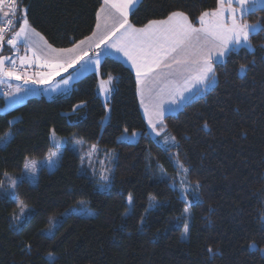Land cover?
<instances>
[{"label":"trees","instance_id":"trees-1","mask_svg":"<svg viewBox=\"0 0 264 264\" xmlns=\"http://www.w3.org/2000/svg\"><path fill=\"white\" fill-rule=\"evenodd\" d=\"M102 3L23 0L20 7L27 8L28 24L49 44L68 48L94 31ZM215 6L216 0H140L129 18L140 27L183 11L197 25L200 12ZM244 18L264 24V6ZM251 43L252 51L242 48L216 67L217 82L204 95L163 118L160 127L176 138L170 148L148 131L133 70L112 56L100 63L102 77L111 74L115 81L103 127L106 109L95 72L77 79L67 92L31 96L0 112V137L11 132L0 145V264H52L48 253L54 264H264L259 250L264 248V31L253 34ZM11 52L5 42L0 56ZM125 129L139 131V139L119 140ZM52 130L116 150L108 191L97 190L94 179L80 172V157L68 146L54 170L41 167L35 184L23 179L13 193L4 189L5 172L18 173L26 158L46 156ZM173 157L190 169V182L200 185L190 203L186 238L181 213L188 203L170 183L177 176ZM129 194L133 202L123 214ZM150 195L159 206L148 209ZM16 199L33 208L19 227L12 220ZM80 199L88 200L93 216L71 213L51 236L41 232L51 217ZM252 242L255 249L248 247Z\"/></svg>","mask_w":264,"mask_h":264},{"label":"snow or ice","instance_id":"snow-or-ice-1","mask_svg":"<svg viewBox=\"0 0 264 264\" xmlns=\"http://www.w3.org/2000/svg\"><path fill=\"white\" fill-rule=\"evenodd\" d=\"M21 4H23V0H0V12L7 20L9 30L11 26L19 24V30L13 32L10 37H6L5 27L0 26V50L3 49L6 42L19 56L18 46L23 43L25 51L31 52L32 55L19 56V66L16 59L10 56H0V83H6L10 79L23 80L25 84L31 81L35 84H47L49 87L45 89L46 91H57L60 85H69L75 76L92 70L99 72L101 56L120 53L131 64V68L135 72L137 92L145 107L149 126L157 136H160L163 131L157 129L159 124H163L164 112L171 110L167 105H176L178 102L189 99L193 94L198 95L206 92L217 82L216 67L224 64L225 58L233 52H238L242 48L252 51L251 36L259 31H264V24L260 22L251 24L244 19L247 14L256 11L257 6H264V0H216L214 8L201 11L195 18L199 26L185 12L172 11L166 18L148 20L142 27H136L129 18L137 0H104L102 8L97 11L96 31L93 33L95 39L85 38V40L91 41L88 50L81 47L85 41H79L72 48L66 49L53 48L45 41V50L40 52L32 39L33 35L39 36V33L29 27L27 8L20 7ZM3 5L8 6V11H3ZM109 9L111 11H108ZM106 12L107 15L102 17V14ZM17 13H22V16H17ZM9 17L16 18L9 19ZM102 18L105 21L103 28L101 27ZM108 21H111L110 27ZM90 51L93 53L92 55H89ZM9 61L10 63H6ZM33 64L42 66L48 71L35 73V78L30 77L27 72L23 74L18 72V67L23 68L25 65L31 67ZM75 65H79V68L74 76L60 81L54 79L61 71H67ZM240 71L241 73L245 72L246 66L241 64ZM112 80L113 77L109 74L107 80L100 81V90L106 96L110 92L108 86L111 85ZM8 87L12 88V85L9 84ZM15 91L21 92V87L17 85ZM26 91L32 90L27 89ZM145 92L152 100L151 114L149 106L144 104ZM5 95H11V93H5ZM153 117L156 118L155 122ZM207 126L205 123L204 127L207 128ZM127 132L128 130L125 129L118 139L130 140L137 136L135 131L131 133V136H127ZM52 135H55L54 131ZM6 139V135L0 137V140ZM171 141L175 144L176 138L171 137ZM164 143L166 145L169 143L167 137ZM92 148L95 150L96 145H93ZM56 155L57 152L50 151L49 162ZM88 155L90 158L91 153ZM177 163L186 179L190 169L178 158ZM24 168L33 176L35 175L34 161H26ZM106 171L110 172L111 169ZM4 175L8 176V173L5 172ZM176 175H180V172L178 171ZM96 183L102 190H107L110 187L109 175L105 174V171H101L100 179ZM173 183L175 186V181ZM15 185L16 180L10 178L9 186L15 187ZM0 186H2V182H0ZM199 186V181H196L194 186L184 182L179 185L181 194L185 196L190 191L198 194ZM149 201L150 205H160L155 196L150 195ZM132 202L133 196L129 194V205ZM17 206L21 213H24L27 208L20 200H17ZM190 209L191 205L188 204L181 213L184 217L181 235L185 237L190 233L191 225L188 220ZM76 210L89 215L92 212L85 206L83 200L77 202ZM127 211L123 214H127ZM24 218L23 216L14 217L17 221ZM261 219L264 220V216ZM143 221L144 217L141 216L140 223L142 224ZM48 231L51 233L52 228L49 227ZM248 247L255 249L257 246L255 242H252ZM259 250L264 254V248ZM207 251L210 254H215L211 247H208ZM48 256L54 264L53 253H48Z\"/></svg>","mask_w":264,"mask_h":264},{"label":"rangeland","instance_id":"rangeland-1","mask_svg":"<svg viewBox=\"0 0 264 264\" xmlns=\"http://www.w3.org/2000/svg\"><path fill=\"white\" fill-rule=\"evenodd\" d=\"M20 16H22V15H20ZM21 22H22V20H21ZM18 30H19V28L17 30H15V31H18ZM45 41L46 40L44 38V41H42V42H35L38 51L43 52L45 50V45H44ZM18 47H19V56H24V55L31 56L32 55L31 52H26L25 51V47H24L23 43H20ZM52 47L56 48L54 46H52ZM57 49H61V48H57ZM12 51H13L12 52V58L16 59V63L19 66V64H20L19 56L16 55L15 50L12 49ZM92 54L93 53H91L89 55H92ZM7 63H10V61L7 62ZM78 68H79V65H75V66H73V68L67 69V71H61L59 75L54 77V79L56 81H60L62 79H67L69 76H74L75 72H76V70ZM46 71H48V69H45L42 66H38L36 64H33L31 67H29L27 65H25L23 68H19L18 67V72L20 74H23L24 72H27L28 75L30 77H32V78H35V76H34L35 73H37V72H46ZM89 72L90 71H87V72H84L83 74L75 76V78H73L71 80L72 85L69 87V89L67 91H69L73 87V83L77 79H79L80 77H82L83 75H85V74H87ZM92 72H95L99 76L98 92H99V94L102 97V101H103L105 109H106V114L104 115V117L101 120V125L103 127L104 124L109 119L110 106H109V104H107V99L110 98L111 94L109 92V94L106 96V95H104L101 92V90H100V81L101 80H107L108 77L107 78H103L101 73H100V69H99V72H97L95 70H92ZM113 81H114V78H113L112 82ZM9 84L12 85V88L8 87ZM17 85H19L21 87V92H19V93H17L15 91V87ZM61 86L62 85H60V87H59V89L57 91H61V89H60ZM111 86H112V83L108 87L110 88ZM213 86H211V87H213ZM48 87L49 86L47 84H35V83H32L31 81L29 83L25 84V82L23 80H15V79H10L6 83H0V100H1V98L5 99V98H7L9 96V95H5V93H11L12 92V94H13V92H16L14 95H12L11 98L6 99L5 104H2V102L0 101V112L3 113L5 111H7V110H9V109L21 104V103H23L28 97H31V96H45L47 98L53 97L52 95L54 93H56V91H50V90L46 91L45 89H48ZM27 89H31L32 91H26ZM63 91H65V90H63ZM112 91H114V89ZM206 92L198 94V95L194 94L193 96H191V99L195 98L197 96L204 95ZM18 99H21L22 102H18ZM153 120L155 122L156 118L153 117ZM147 127H148V131H149L150 135L159 144H161L163 147L170 148V147H173V146L176 145V143L173 144L172 141H171V137H174V136L165 127H163V126L160 127L158 125V129L157 130H161V129L163 130L162 134L160 136L156 135V133L149 126L148 121H147ZM135 132H137V136L133 137L130 140H128V139H123V140L129 141V142H136L139 139L140 132L137 131V130H135ZM52 133H53V130L50 133V141H51V145L52 146L49 149V151L46 154V156L43 157V158H26V160L24 162V164L26 163V161H34L35 162V167H36L35 175L33 176L28 170H26L24 168V165H23V168H22V170L20 172H18V173H8V176L4 175V178H3L4 189L13 193L15 191V187H16L17 183L19 181L23 180V179L28 180L31 184H35L37 182L39 171H40L41 167H45L48 171L54 170L57 167L58 163H59V159L61 157V154H62V151H63L64 147L68 146L69 148L73 149L80 157V172L86 173V174L90 175L94 179L95 186H96L97 190H99V191H108L110 187L107 190H102L97 185L96 181L100 179V172L101 171H105V174L109 175L110 186H111V179H112V174H113V169H114V161H115L116 156H117L116 150L114 148H108V149L107 148H103V147H101V146H99L97 144H94V143H86L84 141V139L82 137H80L79 135H77L76 133L72 134L69 137L61 136V135L57 134L55 131H54L55 135L53 136ZM131 133L132 132H127L126 135L127 136H131ZM6 136H7L6 140H0V145H5L6 144V142L11 137V132H7ZM166 137L169 139V143L167 145L164 143V140H165ZM119 140H122V139H119ZM93 145H96V149L95 150L92 148ZM50 151L57 152V155L52 158L51 162H49V160H48V155H49ZM174 151L175 150H171L170 152L173 153ZM89 153H91L90 158H89V155H88ZM82 158H83V160H82ZM173 162H174V165H175V167L177 169V172L178 171L180 172V175L176 176V179L170 181V183H171L172 186H174L173 181H175V186L174 187H176L178 189L181 197L183 199H185L188 204H190L195 199V197H197V193H194V192L190 191L187 194V196L182 195L179 185L181 184V182H184L186 184H190V185H193V186L195 184L190 182V180L188 178V174H187V178L185 179L183 171L180 170L179 167H178V163H177V158L176 157H173ZM108 169H111V171L110 172L106 171ZM10 178L16 180L15 187H10L9 186L10 185ZM17 200H20V199H16V203H17ZM81 200H83L85 202V206L87 208H90L92 210L90 215L82 213V212H79V211L76 210L77 202L81 201ZM20 201H22V200H20ZM78 201L74 205L68 207L67 208L68 211H65L66 210L65 209L59 215L51 217L52 219L50 220V223L46 227L41 229V232L46 234V235H48V236H51L55 232V229H56L57 225L59 224L61 218L65 217L68 214L73 213V214H76V215H82V216H87V217L88 216H93L95 214V210L90 206V204H89L87 199H80ZM127 202H128V197H127ZM24 204L27 206V208L25 209L24 213H21L20 209L17 206L16 210L12 214V220H13V223H14V225L16 227H19L22 223H24L30 217V215H31V213L33 211V208L31 206L27 205L26 203H24ZM153 206H154V204L150 205V201H149L148 209L152 208ZM130 207H131V205H129V203H128V209H127L128 211H129ZM15 216H23L25 218L21 219L20 221H17V220L14 219ZM49 227L52 228V232L51 233L48 231ZM182 238H186V237L182 235Z\"/></svg>","mask_w":264,"mask_h":264},{"label":"crops","instance_id":"crops-1","mask_svg":"<svg viewBox=\"0 0 264 264\" xmlns=\"http://www.w3.org/2000/svg\"><path fill=\"white\" fill-rule=\"evenodd\" d=\"M140 0H137V3L139 2ZM103 3H104V0H103ZM103 3H102V5H101V7H100V9L102 8V6H103ZM137 5V4H136ZM135 5V6H136ZM258 7V6H257ZM2 8H3V11H8V7L6 6V5H3L2 6ZM99 9V10H100ZM108 11H111L110 9L108 10ZM20 15H22V13L20 14ZM104 15H107V12L106 13H103L102 14V17L104 16ZM3 19H4V17H3V14H2V12H0V25H1V23H2V21H3ZM96 24H97V21H96ZM110 24H111V21H108V26L110 27ZM105 26V21H104V19L102 18L101 19V27L103 28ZM197 26H199L198 24H197ZM29 27L30 28H32L30 25H29ZM136 27H139V26H136ZM140 27H142V26H140ZM18 28H19V26H18ZM17 28V29H18ZM16 29V30H17ZM32 29H34V28H32ZM96 31V26H95V29H94V31L90 34V35H88L87 37H90V38H92L93 40L95 39V37H93V33ZM35 32L36 33H39V32H37L36 30H35ZM41 38H43V39H41ZM86 38V37H85ZM85 38L84 39H82V40H80V41H85V43L81 46L83 49H85V50H88L89 49V46H90V43H91V41H89V40H85ZM32 39H33V41L34 42H42V41H44V37L39 33V36H35V35H33V37H32ZM79 42V41H78ZM77 42V43H78ZM77 43H75V44H77ZM11 47V46H10ZM73 47V45L71 46V47H68V48H72ZM66 49V48H65ZM11 50H12V48H11ZM92 52L90 51L89 52V54H91ZM11 57H12V52H11V54H9ZM106 56V55H105ZM112 57H114V58H116V59H118V60H120V61H122L123 63H125L126 65H128L130 68H131V64L129 63V62H127L126 61V58H124L123 56H122V54H120V53H115L114 55H111ZM103 57L104 56H101V61H102V59H103ZM132 69V68H131ZM90 72H92V71H90ZM134 72V71H133ZM134 74H135V72H134ZM105 78H107V77H105ZM114 82L115 81H113L112 82V86L110 87V94L112 95V93L114 92V91H112L113 89H114V87H115V84H114ZM98 83H99V80H98ZM72 85V82L70 81V83H69V85H67V86H64V85H62L61 86V91H56V93H54L52 96H55V95H57V94H60V93H64V92H66L68 89H69V87ZM114 86V87H113ZM113 88V89H112ZM63 90H65V91H63ZM7 92V91H6ZM97 92H98V84H97ZM112 92V93H111ZM16 92H13V94H12V92H11V95H9L7 98H5V99H2L1 98V102H2V104H5V102H6V99H8V98H11L12 97V95H14ZM98 94H99V92H98ZM100 95V94H99ZM187 95V94H186ZM194 95V94H193ZM192 95V96H193ZM100 97H101V95H100ZM110 98H111V96H110ZM110 98L109 99H107V104H108V101L110 100ZM101 99H102V97H101ZM138 99H139V103H140V108H141V111H142V114H143V117H144V119H145V121H146V125H147V121H148V118H147V116H146V114H145V107L142 105V103H141V96L138 94ZM191 99V97L189 98V99H187V100H184V101H181V102H178L176 105H167V107L168 108H170L171 110H169V111H165L164 112V116H163V118L167 115V114H170V113H174V112H176V111H178L180 108H181V106H183L187 101H189ZM20 100V101H19ZM23 100V99H22ZM18 102H22L21 101V99H18ZM144 104L145 105H148L149 106V113L151 114V112H152V107H151V104H152V100L149 98V95H148V93L147 92H145V95H144ZM161 124H159V126H160Z\"/></svg>","mask_w":264,"mask_h":264},{"label":"built area","instance_id":"built-area-1","mask_svg":"<svg viewBox=\"0 0 264 264\" xmlns=\"http://www.w3.org/2000/svg\"><path fill=\"white\" fill-rule=\"evenodd\" d=\"M6 6H7V5H6ZM7 7H8V6H7ZM9 19H15V17H9ZM0 26L5 27V29H6V31H5V35H6V37H10L11 34L13 33V32H12V28H13L14 25L11 26V28H10V30H9V27H8V24H7V20L4 18ZM0 52H1V50H0ZM1 91H2V90H1Z\"/></svg>","mask_w":264,"mask_h":264},{"label":"water","instance_id":"water-1","mask_svg":"<svg viewBox=\"0 0 264 264\" xmlns=\"http://www.w3.org/2000/svg\"><path fill=\"white\" fill-rule=\"evenodd\" d=\"M1 56H10V55H1ZM11 57V56H10ZM7 63V62H6Z\"/></svg>","mask_w":264,"mask_h":264}]
</instances>
